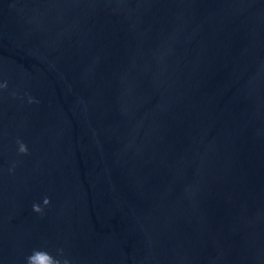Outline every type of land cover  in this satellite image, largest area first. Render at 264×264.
I'll use <instances>...</instances> for the list:
<instances>
[{
    "label": "water",
    "instance_id": "obj_1",
    "mask_svg": "<svg viewBox=\"0 0 264 264\" xmlns=\"http://www.w3.org/2000/svg\"><path fill=\"white\" fill-rule=\"evenodd\" d=\"M0 264H264V0H0Z\"/></svg>",
    "mask_w": 264,
    "mask_h": 264
}]
</instances>
